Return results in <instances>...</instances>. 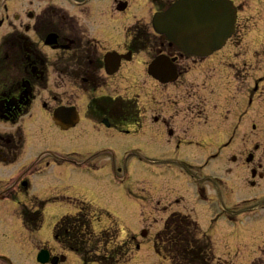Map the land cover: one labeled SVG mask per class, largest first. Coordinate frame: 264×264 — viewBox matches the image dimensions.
<instances>
[{"label": "flooded vegetation", "instance_id": "flooded-vegetation-1", "mask_svg": "<svg viewBox=\"0 0 264 264\" xmlns=\"http://www.w3.org/2000/svg\"><path fill=\"white\" fill-rule=\"evenodd\" d=\"M102 1L0 0V226H8L5 218L11 214L18 215L28 231L34 224L33 234L41 230L43 210L55 201L37 196L34 181L53 167L93 174L109 171L117 186L127 187L128 135L148 133L149 148H173L176 153L200 151L206 142L209 149L212 131L231 133L226 142L215 145L223 150L233 145L232 136L241 135L231 161L250 174V187L264 182V159L257 155L260 141L264 143V0H195L197 5L219 8L209 11L207 24L194 21L190 48L155 32L152 25L155 14H165L181 0H142L145 6L133 24L128 23L133 16L130 0H107L106 6ZM229 2L235 24L223 40L224 25L211 21L228 14L223 7ZM139 57L159 89L156 101L147 104L141 95H128L129 70ZM155 63L157 79L150 72ZM172 86L173 96L165 97L164 87ZM181 107L183 114L176 110ZM253 109L261 119L250 123L253 138L246 140L244 118ZM205 116L217 123L205 127ZM179 119L184 122L178 124ZM51 129L76 132L81 143L58 155V148L38 143L37 135ZM174 163L191 162L179 157ZM66 200L78 203L75 214L65 216L95 214L87 200L70 196L61 202ZM257 200L264 203V198ZM62 219L52 230L59 247L55 251L60 253L36 248L38 264L65 263L64 252L75 254L81 264L130 263L128 247L115 244L109 249L107 233L105 238L93 231L88 240H58L55 231ZM19 241H11L13 255ZM153 250L160 253L154 245ZM42 251L48 256L45 263L37 260ZM0 264L16 263L0 253Z\"/></svg>", "mask_w": 264, "mask_h": 264}, {"label": "rangeland", "instance_id": "rangeland-1", "mask_svg": "<svg viewBox=\"0 0 264 264\" xmlns=\"http://www.w3.org/2000/svg\"><path fill=\"white\" fill-rule=\"evenodd\" d=\"M106 1H102L103 6L107 5ZM130 1L133 16L128 18V23L133 24L134 16H140L145 4L142 0ZM261 6L264 9V5ZM141 58H137L130 67L128 95H141L144 103L150 102V99L156 101L159 89L147 77ZM173 86L167 87L168 89L164 87L163 92L167 90L164 92L165 97L173 96ZM263 91L264 89L261 92ZM176 110L183 114L182 107ZM170 111L175 112L174 108ZM258 112L256 109L250 110L244 118L246 140L253 138L249 133V125L261 119ZM205 120V127L217 123L214 119L209 120V116H205L202 122ZM182 122L184 121L178 120V124ZM223 123L226 124L224 121ZM230 125L231 119L227 122V126ZM225 133L220 130L209 134L214 141L213 145L210 144V148L206 149L209 146L206 142L207 146L203 144L200 149H206V153L193 152L191 149L177 153L173 148L151 149L147 146L148 133H142L141 136L128 135L127 187L117 186L109 171L93 174L77 172L71 167L51 168L34 181L33 187L37 196L55 201H50L43 210L44 223L41 230L33 234L34 224L33 227H28L32 228L28 231L23 228L18 215L15 217L9 214L5 218L9 222L8 226H0V253L9 254L16 264H38L34 261L38 254L36 248L41 251L50 247V252L54 255L60 253L61 250L55 251L59 247L53 240L52 230L61 217L76 212L74 205L78 201L66 200L72 202L70 205L61 200L76 196L78 200H87L92 205L95 210L92 228L99 236L109 234L106 237L109 249H113L115 244H125L128 247V257L132 255L129 264H170L156 256L153 244L159 238L158 231L163 226L166 227L168 220L182 214L183 217L190 214L211 237L215 255L221 259V263L264 264V211L256 210L250 217L235 214L242 211L248 213L257 205L262 206L263 203L260 204L257 199L264 196V182H258L255 188L250 187V174L240 164H233L231 161L232 155L238 154L241 135L232 136L233 145L229 149L223 150L215 146L218 141L226 142L231 138V133ZM37 137L41 138L38 141L40 146L58 148V152L55 151L58 155L77 148L81 143L78 134L73 131L61 133L51 129L44 136ZM260 142L261 148L257 155L258 159H264V143L263 140ZM210 155L213 156L209 157ZM179 157L191 163H174ZM106 164L108 163H98V166ZM194 181L201 185V197L205 199L206 196V201L201 199ZM218 181H221L218 185L220 189L216 188ZM36 203L38 205L40 201L37 200ZM33 218L27 217V220ZM34 221L33 219L32 222ZM143 231L146 235H142ZM13 239L20 240L15 248L17 254L14 255L11 245ZM64 256L66 262L62 264H81L73 253L64 252Z\"/></svg>", "mask_w": 264, "mask_h": 264}, {"label": "trees", "instance_id": "trees-1", "mask_svg": "<svg viewBox=\"0 0 264 264\" xmlns=\"http://www.w3.org/2000/svg\"><path fill=\"white\" fill-rule=\"evenodd\" d=\"M57 228L55 234L58 240H64L63 242L88 240L92 237L90 215L86 212L63 218ZM159 239L162 241L159 249L174 264H210L213 260L210 242L207 239H200L196 224L187 217L176 215L170 218L166 230L159 235ZM75 246L68 248L72 251L77 250ZM84 254L89 253L86 250Z\"/></svg>", "mask_w": 264, "mask_h": 264}, {"label": "water", "instance_id": "water-1", "mask_svg": "<svg viewBox=\"0 0 264 264\" xmlns=\"http://www.w3.org/2000/svg\"><path fill=\"white\" fill-rule=\"evenodd\" d=\"M217 8L218 6L216 5L210 7H204L199 4L197 5L195 0H182L165 14L156 15L153 20V25L156 32L167 34L172 42L177 41L178 43H183L184 47L190 48L191 46L189 44L193 43L195 40L193 21L196 20L199 23L202 21V23L207 24L210 20L209 11L211 10L213 12ZM227 8L228 14L226 15L225 13L223 17L221 16V19L218 17L215 20L220 24L226 25V27L223 28L224 34H229L234 22L233 11L231 10L230 5L227 6ZM204 9H207V14L201 12ZM155 68L156 63L150 67V72L157 77L154 73ZM47 260V253L41 252L38 256V261L45 263Z\"/></svg>", "mask_w": 264, "mask_h": 264}]
</instances>
